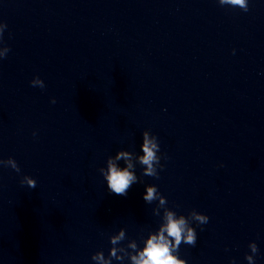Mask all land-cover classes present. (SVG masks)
Instances as JSON below:
<instances>
[{"label":"water","instance_id":"water-1","mask_svg":"<svg viewBox=\"0 0 264 264\" xmlns=\"http://www.w3.org/2000/svg\"><path fill=\"white\" fill-rule=\"evenodd\" d=\"M0 20V158L21 169L0 167V264H91L107 233L155 227L143 184L98 172L145 129L167 160L144 182L210 217L189 264H247L250 241L264 264V0H0Z\"/></svg>","mask_w":264,"mask_h":264},{"label":"clouds","instance_id":"clouds-1","mask_svg":"<svg viewBox=\"0 0 264 264\" xmlns=\"http://www.w3.org/2000/svg\"><path fill=\"white\" fill-rule=\"evenodd\" d=\"M250 2L251 0H216L221 8L239 9L243 13L249 12ZM7 27L0 20V60L5 59L11 50L4 40ZM29 84L40 89L46 87L45 81L38 75ZM50 102L55 104V98ZM32 135L35 137L37 133L33 131ZM162 160L166 161L167 157L161 151L157 135L145 129L141 133L138 149L121 148L115 154L107 156L104 166L98 168L110 193L126 196L132 185L143 184L142 199L145 204L153 206L151 213L156 218V224L155 227L141 229L135 236H130L125 227L107 233V251L104 248L95 251L90 256L91 264H189L188 259L181 254V246H195L198 240L197 229L203 231L210 217L196 209L185 215L178 211L179 205L169 206L168 198L159 190L157 184L144 182L143 177L156 180L160 178V172L165 168ZM0 167L10 168L17 174L21 172L17 161L11 156L7 159L0 158ZM19 183L29 189L37 186L36 178L27 174L22 175ZM247 248L249 251L245 252L244 260L247 264H257V243L250 241ZM229 264L237 262L233 258Z\"/></svg>","mask_w":264,"mask_h":264}]
</instances>
